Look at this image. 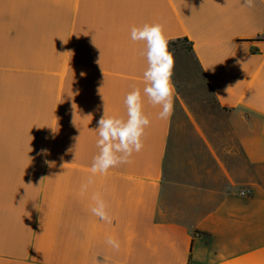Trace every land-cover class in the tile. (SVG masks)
Here are the masks:
<instances>
[{"label": "crops", "instance_id": "1", "mask_svg": "<svg viewBox=\"0 0 264 264\" xmlns=\"http://www.w3.org/2000/svg\"><path fill=\"white\" fill-rule=\"evenodd\" d=\"M157 23L203 80L173 68L167 120L130 35ZM134 88L143 149L82 191ZM0 264H264V0H0Z\"/></svg>", "mask_w": 264, "mask_h": 264}, {"label": "clouds", "instance_id": "2", "mask_svg": "<svg viewBox=\"0 0 264 264\" xmlns=\"http://www.w3.org/2000/svg\"><path fill=\"white\" fill-rule=\"evenodd\" d=\"M248 7L254 6V0H245ZM131 40L146 43L147 69L143 73L145 87L143 94L153 106H160L158 118L169 119L173 114L174 85L172 75L174 57L168 49V40L163 32V25L144 24L141 27L131 28ZM84 75V73H81ZM127 118H119L107 115L104 104L103 114L97 121L99 139L97 140L98 154L93 158L87 184L82 185V191L88 184H92V176L106 175L109 169L122 164L131 163L133 153H139L143 149V137L145 130L150 126V119L143 110L141 90L134 88L125 99ZM75 119V115H74ZM94 206L90 208L93 215L98 216L108 224L112 223V217L107 211V204L100 193L92 196ZM106 243L116 251H119L120 243L113 236L106 237Z\"/></svg>", "mask_w": 264, "mask_h": 264}, {"label": "rangeland", "instance_id": "3", "mask_svg": "<svg viewBox=\"0 0 264 264\" xmlns=\"http://www.w3.org/2000/svg\"><path fill=\"white\" fill-rule=\"evenodd\" d=\"M172 46L168 45V49ZM179 48L183 50L186 49L184 44H179ZM181 55H174V67H175V76L178 83H202L203 80L201 79L200 73L196 67V65L190 60L185 53L178 52ZM183 91H186L183 89ZM189 93V90L186 91Z\"/></svg>", "mask_w": 264, "mask_h": 264}, {"label": "built area", "instance_id": "4", "mask_svg": "<svg viewBox=\"0 0 264 264\" xmlns=\"http://www.w3.org/2000/svg\"><path fill=\"white\" fill-rule=\"evenodd\" d=\"M241 196H249L250 195V190L248 188L242 189L240 191Z\"/></svg>", "mask_w": 264, "mask_h": 264}, {"label": "trees", "instance_id": "5", "mask_svg": "<svg viewBox=\"0 0 264 264\" xmlns=\"http://www.w3.org/2000/svg\"><path fill=\"white\" fill-rule=\"evenodd\" d=\"M168 45L176 46V42H171V43H169Z\"/></svg>", "mask_w": 264, "mask_h": 264}]
</instances>
